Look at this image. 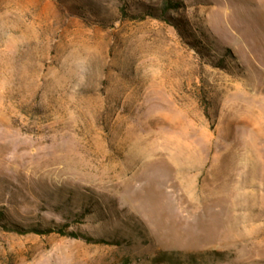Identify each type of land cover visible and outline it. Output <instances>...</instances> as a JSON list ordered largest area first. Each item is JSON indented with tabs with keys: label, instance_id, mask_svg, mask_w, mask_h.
<instances>
[{
	"label": "rangeland",
	"instance_id": "374dc122",
	"mask_svg": "<svg viewBox=\"0 0 264 264\" xmlns=\"http://www.w3.org/2000/svg\"><path fill=\"white\" fill-rule=\"evenodd\" d=\"M166 2L0 0V264H264V0Z\"/></svg>",
	"mask_w": 264,
	"mask_h": 264
},
{
	"label": "trees",
	"instance_id": "16d2710c",
	"mask_svg": "<svg viewBox=\"0 0 264 264\" xmlns=\"http://www.w3.org/2000/svg\"><path fill=\"white\" fill-rule=\"evenodd\" d=\"M166 6L170 7L172 6L173 2L172 0H167L166 2ZM54 230L52 229H48L46 231H37V232H53ZM62 232V231H60ZM182 253H179V252H174V251H163L161 253H159L155 258H154V262L156 264H162V263H165V264H184L185 262L182 260ZM189 257V262L192 263V262H195L196 261V256L194 254H190L188 255ZM191 260V261H190Z\"/></svg>",
	"mask_w": 264,
	"mask_h": 264
}]
</instances>
